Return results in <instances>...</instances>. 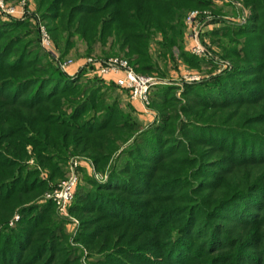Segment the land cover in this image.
I'll list each match as a JSON object with an SVG mask.
<instances>
[{
	"label": "trees",
	"instance_id": "trees-1",
	"mask_svg": "<svg viewBox=\"0 0 264 264\" xmlns=\"http://www.w3.org/2000/svg\"><path fill=\"white\" fill-rule=\"evenodd\" d=\"M37 2L44 19L58 14L66 25L78 21L102 38L115 35L129 54L138 56V72L154 69L147 51L154 33L161 34L162 49L177 46L183 61H203L178 40L186 11L209 7L211 0ZM245 3L253 10L250 21L210 32L216 38L218 33L246 38L238 48L229 36L233 44L225 54L236 62L219 75L185 83L184 103L175 96L178 86L159 85L152 104L160 120L142 130L130 111L117 100L105 101L96 87L78 97L77 79L49 62L36 37H28L29 23L0 17V144L14 150L11 158L0 152V222L16 207L20 213L14 228L0 230V264H47L64 232L50 218L53 202L34 201L53 185L16 160L27 158L28 145L55 179L63 175L61 164L72 151L92 156L100 171L109 167L105 182L84 177L73 206L93 208L147 237L121 246L117 255L107 254L104 262L264 264V168L256 175L251 171L264 166V0ZM172 108L175 113L166 112ZM119 150V162L108 164V156ZM235 171H242L239 183L230 182ZM52 221L53 228L41 230ZM231 222L247 230L245 236L229 237L222 224ZM97 224L93 230L98 232L102 224ZM93 230L83 231L87 241L96 238ZM40 232L43 236L36 239Z\"/></svg>",
	"mask_w": 264,
	"mask_h": 264
},
{
	"label": "rangeland",
	"instance_id": "rangeland-1",
	"mask_svg": "<svg viewBox=\"0 0 264 264\" xmlns=\"http://www.w3.org/2000/svg\"><path fill=\"white\" fill-rule=\"evenodd\" d=\"M20 1L21 0H5L7 4L15 7L19 6ZM25 1L27 2V7L26 9L24 8V14L20 16L14 15L11 17H3V19L13 18L29 23V26L27 27L29 29V31H27L28 37H36L41 52L46 53L49 62L54 67L56 65L60 68V62L71 61L67 70L63 71L68 77L77 79L76 82L79 87L78 89L80 90L77 94L78 97H83L89 89L96 87V92L103 94L106 98L105 101L111 102L117 100L122 109L130 111L132 117L138 122L139 130L145 129L160 120V110L152 104V96L159 85L169 84L178 86V89L175 91V96L179 99L180 103H184L185 98L182 93L185 83L201 82L215 74L219 75L223 73L226 68L236 62L234 58L226 57L225 54V49L233 44H231L229 40L230 33L229 36L220 35L219 33L223 28L232 29L236 26L243 25V22L241 21L242 16L246 18V22L244 23H247L253 15L251 6L247 5L245 0H211L212 2L209 7L195 8L200 11H208L210 15L208 19L204 18L200 22V27L207 23H210L212 26L209 28L205 27V32L200 34L201 41L208 50V59L203 58V61L198 65L187 63L180 58L177 46H173L170 52L162 49L160 45L162 41L161 34L154 33L147 48V51L152 58L154 69L150 72L143 73L136 70L135 59L138 56L136 54H129L127 48L120 45L121 40L117 39L115 35H108L102 38L98 32H87L83 25L79 26L78 21H75L72 25H66L64 19L58 14H55L54 20L50 21L44 19L41 17V10L38 9L37 0ZM191 10H187L184 14L182 19V35L178 40V44L181 48L188 53H190L188 51L190 42L186 36L185 18ZM40 25H44V28L50 36V45L46 48H44L41 43ZM53 26H55V32L52 31L51 33L50 30ZM214 30L219 32L217 38L210 35V32ZM230 37L236 42V47L238 48L241 47L246 39L244 36L238 35H232ZM115 57L126 59L129 65L138 74L150 77L154 80L155 83L152 86L149 95L150 101L146 107L143 105L135 106L136 102L129 99L128 93H126L125 90L115 85L112 80L100 78L96 73L90 71L92 70L91 65L80 69L89 58L104 61ZM77 96H71V98L75 99ZM62 108L67 112L70 111V105L65 98L62 100ZM166 112L172 114L175 113L174 108L167 109ZM179 114L181 115V112ZM231 123H233V121ZM131 141L132 139L127 143H130ZM1 143L0 152L11 158L13 156L11 151H14L11 148V145L4 144L3 141H1ZM125 146L126 145H124V147ZM120 150L108 156L106 162L108 164H111L113 161L118 163L119 158L117 155ZM26 152L27 158L24 157V159H22L20 155V157L16 159L17 162L20 164L24 163L27 166L37 169L39 179L47 181L49 186L53 185L51 189L46 190L34 199L38 204H42L48 200L46 199L47 193L62 181L67 180L71 175H74L77 178L74 194L79 187H85V176L92 177L98 182H105L108 177L107 173L109 167H106L104 171H100L92 156L83 153H74L72 151V153L66 157L64 163L61 164L60 162L63 175L61 177H56L55 179V175L51 173L47 166H42L37 163L36 156L33 154L30 145L26 147ZM16 160L14 159V161ZM263 168L264 166L261 167V165H256L251 168V171L256 175L260 173ZM241 172L242 171H235L236 174L229 178L230 182L239 183L240 177L242 176ZM51 178H53V181ZM221 190H217V196L221 194ZM81 193L82 192H80V195H82ZM73 205L74 203L71 202L65 212H60L54 205L55 209L51 212L52 215L50 214L51 220H55V225L56 223H60L64 232L62 236L60 235L57 242L58 247L55 249L53 257L48 260L47 264H109L108 262H104L108 258L106 257L107 254L117 255L121 246L132 247L133 244L136 245V243L141 242L147 237L145 235L141 236L140 230L137 233L136 227L124 224L123 222L121 223L120 220L111 216L103 215L101 212L94 210L93 208L76 209L77 207L75 208ZM258 211L259 213L262 212L261 209ZM18 221H20V213L19 207H16L5 221L0 222V230H7L8 228L12 229L16 226ZM53 221L45 223L41 227V230L46 227L53 228ZM97 223L102 224V228L98 232L93 230L100 225ZM222 225L229 231V237H242L245 236L247 231L234 222ZM260 226L263 228V223H261ZM92 230L93 232L95 231L94 235L96 238L94 237L95 239L87 241L89 238L86 236L84 237L87 239L84 238V234L82 233H84L83 231L90 232ZM133 232L136 236L133 238L129 237L130 233ZM42 236L43 232H40L39 234L36 233V239ZM36 239L34 244L36 243ZM228 251L229 250H224L222 253ZM145 254L149 258L151 257L154 259L152 253L149 254L145 252ZM124 257L127 258L126 253L124 254ZM160 259L161 258H157L158 261H162ZM140 260V262L135 263L150 264L148 261L146 262L145 259ZM195 263L196 262H190L186 264Z\"/></svg>",
	"mask_w": 264,
	"mask_h": 264
},
{
	"label": "built area",
	"instance_id": "built-area-1",
	"mask_svg": "<svg viewBox=\"0 0 264 264\" xmlns=\"http://www.w3.org/2000/svg\"><path fill=\"white\" fill-rule=\"evenodd\" d=\"M26 7L27 2L25 0H21L18 7L7 4L5 0H0V17L20 16L24 14V8L26 9ZM209 17L208 11L193 9L185 18L186 36L190 42L188 51L196 57L206 59H208V50L201 41L200 34L205 32V27L209 28L212 26L210 23H207L200 27V22L202 19H208ZM241 21L245 24L246 18L242 16ZM40 36L42 46H44V48L48 47L50 45V36L44 28V25H40ZM70 62L71 61L60 62V68L66 71ZM90 65L92 69L90 71L96 73L100 78L112 80L115 85L128 93L130 100L138 101L145 107L149 104V95L155 83L154 80L150 77L138 74L129 65L126 59L115 57L103 61L89 58L80 69ZM76 183L77 178L71 175L67 180L62 181L47 193L46 199L52 201L60 212H65L73 200Z\"/></svg>",
	"mask_w": 264,
	"mask_h": 264
},
{
	"label": "crops",
	"instance_id": "crops-1",
	"mask_svg": "<svg viewBox=\"0 0 264 264\" xmlns=\"http://www.w3.org/2000/svg\"><path fill=\"white\" fill-rule=\"evenodd\" d=\"M136 102V105L135 106H142V104L138 101H135Z\"/></svg>",
	"mask_w": 264,
	"mask_h": 264
}]
</instances>
